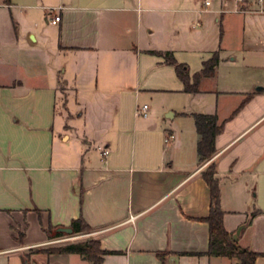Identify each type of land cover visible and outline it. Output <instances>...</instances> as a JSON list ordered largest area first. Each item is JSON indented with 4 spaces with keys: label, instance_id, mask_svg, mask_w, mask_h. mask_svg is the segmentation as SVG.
Segmentation results:
<instances>
[{
    "label": "crops",
    "instance_id": "1",
    "mask_svg": "<svg viewBox=\"0 0 264 264\" xmlns=\"http://www.w3.org/2000/svg\"><path fill=\"white\" fill-rule=\"evenodd\" d=\"M201 1L0 0V264H93L39 252L86 239L100 264H237L205 253L211 162L224 228L264 264V13ZM166 51L190 82L219 61L189 92ZM194 113L224 122L205 161Z\"/></svg>",
    "mask_w": 264,
    "mask_h": 264
},
{
    "label": "trees",
    "instance_id": "2",
    "mask_svg": "<svg viewBox=\"0 0 264 264\" xmlns=\"http://www.w3.org/2000/svg\"><path fill=\"white\" fill-rule=\"evenodd\" d=\"M165 61L174 66L177 76L183 81L185 91L196 92L198 90V82L202 76H211L214 73L215 66L219 61L218 52L203 61L202 68L193 74V80L190 82L188 66L178 62L173 54L169 51L164 53ZM196 131L198 133L197 154L199 161L210 159L216 151L215 137L223 129L224 122H218L216 113H194L193 114ZM202 176L209 186L210 193V210L209 214L202 218L208 223L209 228V244L205 252L207 255L226 256L234 258L239 264H254L255 258L258 255L246 247L237 244V241L232 238L223 225L224 211L220 207V196L218 180L215 177V163L211 162L202 172ZM72 228V233L67 234L59 231L60 226H49L46 229L48 236L73 235L81 232H87L91 226L82 218L73 219L68 225ZM23 233H19L18 240L21 241ZM44 253L55 252H74L90 259L93 264H100L103 261V256L110 251L100 248L98 239H86L83 241L67 243L65 245L47 247L39 250Z\"/></svg>",
    "mask_w": 264,
    "mask_h": 264
},
{
    "label": "built area",
    "instance_id": "3",
    "mask_svg": "<svg viewBox=\"0 0 264 264\" xmlns=\"http://www.w3.org/2000/svg\"><path fill=\"white\" fill-rule=\"evenodd\" d=\"M212 0H202L201 6L207 8L211 5ZM234 6L231 9L233 12H258L264 13V0H233ZM57 9V8H55ZM60 20L58 14L48 17V21L52 24L57 23ZM136 116H146L147 115V104L137 105L134 111ZM171 135L165 136V142H168ZM102 153L106 154L107 150L102 149Z\"/></svg>",
    "mask_w": 264,
    "mask_h": 264
},
{
    "label": "water",
    "instance_id": "4",
    "mask_svg": "<svg viewBox=\"0 0 264 264\" xmlns=\"http://www.w3.org/2000/svg\"><path fill=\"white\" fill-rule=\"evenodd\" d=\"M255 90H257V91H264V85H256V86H255ZM244 226H245V224H241L240 226H238V228L236 229V231L232 234V238H233L234 240L237 239V236H238L240 230H241ZM58 230H59V231H62V232H65V233H67V234H71V233H72V228L69 227V226H60V227H58ZM25 263L28 264V262H27L26 259H25ZM237 264H239V263H237Z\"/></svg>",
    "mask_w": 264,
    "mask_h": 264
},
{
    "label": "rangeland",
    "instance_id": "5",
    "mask_svg": "<svg viewBox=\"0 0 264 264\" xmlns=\"http://www.w3.org/2000/svg\"><path fill=\"white\" fill-rule=\"evenodd\" d=\"M60 244L61 243L54 244V246H60ZM226 262H227L226 259L224 260V259L219 258V259L216 260V263H213V264H226Z\"/></svg>",
    "mask_w": 264,
    "mask_h": 264
}]
</instances>
